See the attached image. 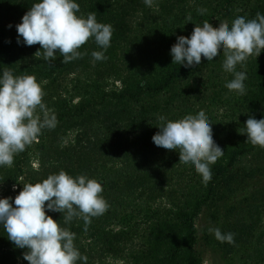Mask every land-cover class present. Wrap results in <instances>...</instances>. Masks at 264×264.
I'll list each match as a JSON object with an SVG mask.
<instances>
[{
	"label": "trees",
	"instance_id": "16d2710c",
	"mask_svg": "<svg viewBox=\"0 0 264 264\" xmlns=\"http://www.w3.org/2000/svg\"><path fill=\"white\" fill-rule=\"evenodd\" d=\"M36 2L0 0V72L35 76L58 122L16 155L12 167H0V188L11 193L15 184L14 199L23 184L61 170L73 177L87 175L102 185L109 205L103 215L85 225L81 218L65 223L62 213L47 212L75 233L74 245L87 257L86 264H203L198 217L207 210L217 220L246 179L264 174V148L238 131L250 116L264 118V50L237 69L247 74L246 94L238 95L225 87L234 76L223 71V53L185 68L172 64L170 48L177 36H190L195 25L218 27L238 16L264 14V0H154L151 7L144 0H76L78 15L94 13L97 22L112 26L107 59L93 60L92 52L102 49L90 39L79 49L81 58L62 63L57 55L49 64L42 53L34 55L39 44L26 46L22 38L17 43L15 25ZM198 9L206 11L200 15ZM221 105L229 116H217ZM200 111L224 150L211 165L207 186L194 168L179 162L177 151L152 141L160 116L178 120ZM247 158L254 168L244 164ZM259 212L252 207L226 211L221 232L234 234V243H221L213 234L205 245L228 260L244 251L241 264H264ZM24 251L0 227V264H29Z\"/></svg>",
	"mask_w": 264,
	"mask_h": 264
},
{
	"label": "clouds",
	"instance_id": "9594fccd",
	"mask_svg": "<svg viewBox=\"0 0 264 264\" xmlns=\"http://www.w3.org/2000/svg\"><path fill=\"white\" fill-rule=\"evenodd\" d=\"M144 3L151 7L154 0H144ZM197 11L203 15L206 10ZM79 12L76 0H38L15 25L17 43L22 38L26 46L39 44L40 50L34 55L42 53L48 64L57 55L63 57L62 63H68L82 57L79 49L91 39L102 49L92 52L93 60H106L104 53L111 46L112 26L97 22L94 13L85 18ZM188 19L190 22L191 18ZM262 50L264 14L258 12L253 19L238 16L230 25L225 22L218 27L209 22L195 25L190 36H177L170 55L172 64L190 68L200 65L202 58L212 61L223 53V71L234 76L225 87L245 95L247 74L237 71V65L243 68L250 56L258 57ZM44 94L35 76H15L8 70L0 72V167H12L14 157L37 142L42 130L57 126L55 113L43 102ZM159 120L153 143L177 151L179 162L194 168L207 186L212 179L211 165L224 154L213 139L209 117L200 111L178 120L164 116ZM238 131L253 146L264 148V118L257 120L250 116ZM102 192V185L96 179L83 174L73 177L61 170L41 182L23 184L14 199L0 198V227L16 248L25 249L23 259L29 264H77L78 260L86 264L87 257L74 245L75 233L60 227L47 212L62 213L65 223L75 217L88 225L91 218L103 215L109 207ZM209 231L221 243H234L232 233H222L219 228Z\"/></svg>",
	"mask_w": 264,
	"mask_h": 264
},
{
	"label": "rangeland",
	"instance_id": "374dc122",
	"mask_svg": "<svg viewBox=\"0 0 264 264\" xmlns=\"http://www.w3.org/2000/svg\"><path fill=\"white\" fill-rule=\"evenodd\" d=\"M240 67L237 65L236 70ZM228 94L225 93L224 95ZM225 98V97H222ZM217 116H229L226 107L221 105L220 108L216 110ZM244 164L248 166H252L250 158H247ZM38 165L34 163V168H37ZM253 167V166H252ZM260 168L262 166H259ZM254 168V167H253ZM242 191L238 192L235 197L226 202L223 206V210H221V215L216 220H213L210 216V213L207 210H204L203 213L198 217L196 221V226L198 230V246L202 256H203V264H241L242 253H238L234 260H228L219 251L214 250L212 247L205 245V238L207 235L212 236L213 233L209 231L210 228H219L222 229L223 225L227 222L228 216L224 215L226 211H230L232 213H241L242 209H246L248 207L259 209V213L261 215V222L258 226V230L264 228V174L259 176L257 179H246ZM8 188H0V198L3 197H14V190H10ZM258 206V207H257ZM234 207V208H233ZM232 208L235 211H232ZM231 209V210H230ZM237 216V215H236Z\"/></svg>",
	"mask_w": 264,
	"mask_h": 264
}]
</instances>
